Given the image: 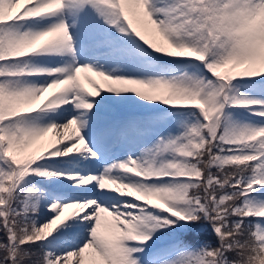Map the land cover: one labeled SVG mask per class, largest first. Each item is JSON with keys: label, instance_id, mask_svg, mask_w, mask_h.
I'll use <instances>...</instances> for the list:
<instances>
[{"label": "snow or ice", "instance_id": "6c2138e0", "mask_svg": "<svg viewBox=\"0 0 264 264\" xmlns=\"http://www.w3.org/2000/svg\"><path fill=\"white\" fill-rule=\"evenodd\" d=\"M88 6L157 53L205 62L216 80L187 74L136 78L75 59L56 67L24 60L61 53L75 58L77 48L63 18L41 29L20 30L19 22ZM98 45L107 48L110 41L102 38ZM41 75L54 78L45 84L25 79ZM237 78L264 79V0H171L162 7L156 0H0V157L7 163L0 164V264H71L73 258L75 264H140L133 253L143 249L133 242L147 243L155 230L176 224L199 230L198 221L211 224L219 243L195 241L198 250L181 252L165 264H264V124L225 127L227 107L255 105L253 111L264 116V99L230 93ZM104 91L194 107L204 120L175 138L162 136L148 150L155 156L172 153L171 159L129 156L99 174H79L75 179L85 187L77 191H89L86 186L92 182L100 191L52 202L49 209L56 214L37 226L33 214L39 211L38 202L19 207L21 181L30 173L63 174L36 166L46 157L82 151L95 157L98 152L82 134L86 121L79 117L42 126L26 117L63 105L91 110L89 97ZM69 208L75 214L66 217ZM73 217L87 221L88 237L79 247L59 254L36 247L53 236L58 221L62 225ZM107 217L112 219L111 235L102 228ZM192 242L181 233L177 244Z\"/></svg>", "mask_w": 264, "mask_h": 264}, {"label": "rangeland", "instance_id": "374dc122", "mask_svg": "<svg viewBox=\"0 0 264 264\" xmlns=\"http://www.w3.org/2000/svg\"><path fill=\"white\" fill-rule=\"evenodd\" d=\"M157 6H165L167 3H171V0H156ZM158 16H161V13H157ZM69 24L70 32L74 36V40L77 41L80 40L82 37H86L89 35H95L102 31L107 30V22L105 21L104 17L99 14V12L92 6H88L85 9L82 10H74L72 8H68L67 14L63 17ZM47 25H40L37 24L30 29H41L45 28ZM80 50H82L80 48ZM148 54L146 52H143L141 49L134 50L130 53H127L123 57L119 58L115 72L112 71L110 68L104 67L101 68V66H97L101 68L102 70H105L109 72V74H119V75H127L130 77H136V78H146L148 76L152 75H167V76H181L184 74L187 75H195L197 77H204L200 74V68L196 66L193 63H183L178 61V57H170L173 58L176 62L180 64H171L170 66L167 65L166 69L163 72L158 73L157 67H155L154 64L157 61L149 63L146 60V56ZM164 58L166 55H163ZM169 58V56H167ZM68 58L70 59V62L73 63L74 59L76 61V58L70 55L68 53ZM163 58V59H164ZM26 60V59H24ZM27 61V60H26ZM49 62L45 61H37V63H33L35 65L41 64L44 66V64H47ZM93 64H98V61H95ZM160 63H158L159 65ZM95 66V65H94ZM83 73L81 74L83 78ZM27 79V78H25ZM96 79H100L97 77ZM27 80L35 82L37 84H45L47 83L45 80H39V79H30ZM209 80V79H207ZM211 80V79H210ZM233 83V82H232ZM107 85H105L106 87ZM230 93L232 94H238V95H246L249 97H257L264 99V87H255L247 85L242 86H231L230 87ZM116 96V101L120 103L123 107L121 111H128L133 110L130 117L127 119L126 125L124 126L123 130H126L129 128V131L134 128V125L138 121V118L136 116V111H140L146 108H142L140 104L142 102H148L147 100H144L143 98L136 95L134 92H125V93H114ZM89 100L94 102V106L97 105V103L92 100L89 97ZM151 102V101H149ZM70 111L68 109L62 110L60 115L54 114V115H44V116H29L26 117L30 121L38 124V125H46L48 123H51L53 121L57 123H63L66 120L72 118L73 116L79 117L81 120L87 121L88 119L92 118L91 120L94 123H97L98 121H105L110 120L111 118L108 116H102L100 114H96L93 112V109L91 110H84V109H76L74 104L72 105ZM172 108L176 106H171ZM174 110V109H170ZM178 110V109H175ZM119 110L117 109V112ZM167 110H161L158 109L157 111H154L153 114L147 115V125L149 126L150 130L147 131L145 134L140 133V135L131 143L129 144V149L126 153V157L123 160H126L129 156L132 158H139L142 160L147 159H153L154 157L156 159H171L173 158L172 153H167L161 156H155V153L149 152V149H154L156 144L160 141V138L163 136L166 139L167 138H175L176 136H180L183 132L187 130V128L193 124L196 123L200 119L189 117L188 115L181 113V114H172L168 116L166 113H164ZM228 118L225 120V127L230 125H237L242 126L245 124L250 125H259L264 124L263 122H260L258 120H254L248 117H245L243 114L239 113L238 111L232 110L231 113L227 112ZM202 116V114H201ZM202 119L203 116H202ZM90 120V121H91ZM82 128V134H87V139L90 142V145L92 147H95L96 151L106 152L107 151V145L111 143L114 140V136L108 137V132H98L96 128L93 127V124L89 122V125ZM75 127V125L73 126ZM224 130L222 129V132ZM69 133H71V129H69ZM50 137H54V133L49 134ZM123 139L125 140V135L123 133ZM122 139V142H123ZM118 142V140H117ZM53 159V161L50 160ZM117 160H113L110 163L103 162L102 167L101 164H98L94 157L88 153V152H78V153H69L67 156L64 157H46L44 158V161H38L36 166H40L42 168H46L48 170H62L63 174L53 176V177H42L35 173L32 175V179L26 180L24 184L30 182L33 187L36 189H39V192L37 194L33 193L32 195L35 196V199L33 202H38L41 211L38 216H34L35 222L37 226H40L49 220H51L54 215L56 214L53 211H50L49 205L59 200L60 202H69L67 199H64L62 197H58L56 199V196H59L56 194L55 190L49 189L48 186L57 187L60 184L65 185H78L83 188L84 186L79 185L78 180L75 178L79 174L87 175L89 173L92 174H99L104 171L105 167L107 165H110ZM95 166H100L101 172H96L94 170ZM7 167V166H4ZM117 174L124 175L123 173L118 172ZM39 181L43 182V185H40ZM113 189L115 188V185L112 186ZM97 191H100L99 188ZM126 191V190H125ZM111 195L117 196L118 194L112 193ZM29 197L31 194L28 195ZM128 200H132L133 198L128 197ZM142 203V202H141ZM148 207V206H147ZM68 210H65V216L68 217ZM154 212H158V210L153 209ZM63 219V218H62ZM61 221L57 222V225L53 226L52 232L55 233L53 236L48 237V241L46 242L47 248L49 250H52L59 254L60 252L64 251H70L73 248L79 247L85 239L88 237V231L83 226L87 223L85 221V224H81L78 221L68 222L65 221L64 224L61 225ZM69 225H72L71 228H69ZM102 228L106 235L112 234V219L111 217H107L104 224L102 225ZM157 236L156 230L152 234V236ZM140 242H133V247H139L142 248L143 251L135 252L133 253L134 257L139 258L140 264H165L166 261H170L175 259L181 252L185 251H193L198 250L200 245L194 244V245H183L179 246L177 242H169L167 244H164L162 242H158L157 244L153 242L147 241L145 244H149L148 247H142L140 245ZM163 244V245H161ZM160 245V246H159ZM71 264H75V258L72 259Z\"/></svg>", "mask_w": 264, "mask_h": 264}, {"label": "trees", "instance_id": "16d2710c", "mask_svg": "<svg viewBox=\"0 0 264 264\" xmlns=\"http://www.w3.org/2000/svg\"><path fill=\"white\" fill-rule=\"evenodd\" d=\"M223 127L220 129L222 132ZM216 151V149H214ZM216 169L213 168V171ZM17 193H19L20 197V203L19 207L23 208L24 203H27V190H25L24 187L19 186L17 188ZM182 223V222H181ZM200 226L199 230H192L188 231L187 226L181 227V224H176L170 227H166L165 229L162 230V233L167 236L168 238H178L180 237V234L183 233L184 237L188 241H193L192 243L195 244V241H200L201 243L207 242V241H213L214 243H219L217 235L215 231L212 229L211 224L207 221H198L195 222ZM45 246L42 241H38L36 244V247L38 248L39 246Z\"/></svg>", "mask_w": 264, "mask_h": 264}]
</instances>
